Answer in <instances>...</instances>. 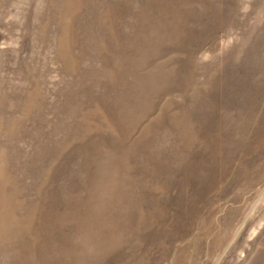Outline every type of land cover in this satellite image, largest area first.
I'll use <instances>...</instances> for the list:
<instances>
[{"label": "rangeland", "instance_id": "1", "mask_svg": "<svg viewBox=\"0 0 264 264\" xmlns=\"http://www.w3.org/2000/svg\"><path fill=\"white\" fill-rule=\"evenodd\" d=\"M0 264H264V0H0Z\"/></svg>", "mask_w": 264, "mask_h": 264}]
</instances>
